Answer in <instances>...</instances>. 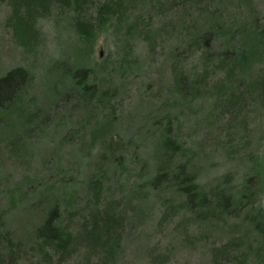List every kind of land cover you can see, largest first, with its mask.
I'll use <instances>...</instances> for the list:
<instances>
[{"label": "rangeland", "instance_id": "374dc122", "mask_svg": "<svg viewBox=\"0 0 264 264\" xmlns=\"http://www.w3.org/2000/svg\"><path fill=\"white\" fill-rule=\"evenodd\" d=\"M92 1L87 19L117 5ZM22 3L0 0V76H28L0 109V264H264L261 237L237 219L199 222L169 190L137 192L168 137L200 186L249 179L248 207L264 215V0H122L91 43L66 0L33 14L31 30L19 25ZM221 21L229 26L205 50L201 33ZM220 43L243 58L218 61ZM82 69L92 96L70 83ZM106 141L122 158L96 205L111 218L108 240L90 237L95 199L83 190L60 216L65 251L28 240L51 186L90 175Z\"/></svg>", "mask_w": 264, "mask_h": 264}, {"label": "trees", "instance_id": "16d2710c", "mask_svg": "<svg viewBox=\"0 0 264 264\" xmlns=\"http://www.w3.org/2000/svg\"><path fill=\"white\" fill-rule=\"evenodd\" d=\"M21 4L24 1L27 5L23 6L24 13L20 14L23 21L19 24L24 29H32L33 14L37 11H45V7L50 1L55 0H17ZM48 1V2H47ZM60 2V0H56ZM122 0H117V5L121 4ZM67 6L73 10V18L71 17L72 27L77 37L84 43H91L95 34L94 30L100 25H104L110 19V15H114L115 3L112 5L103 4L96 9L94 18L87 19L86 9L88 4H92V0H66ZM20 15H17L19 17ZM32 20V21H31ZM25 22V23H24ZM227 23V22H226ZM229 25L220 22L217 26L201 33L199 39L205 50H209L212 42L216 39V33L220 32ZM246 34V31L245 33ZM242 40L243 37H242ZM220 49L210 54L218 61L229 60L235 58V61L243 58L242 49L239 51L237 46L232 45V51L229 53L220 43ZM235 47V48H234ZM229 48V47H226ZM239 52V53H238ZM250 54V53H249ZM252 55V53H251ZM237 57V58H236ZM246 58H244V61ZM86 70H81L82 77L75 76L70 78V83L76 91L82 96L93 95V89H88L89 85L85 84ZM27 71L22 68H13L6 71L0 76V109L9 106L16 98L27 80ZM180 82V79L178 80ZM168 138L160 143L161 153L156 161L153 172L148 175L143 183L137 184V192L144 193V190H149L153 193L170 191L176 198L181 199L180 208L183 207L185 212L199 222L221 221L227 218L237 219L252 232L261 237L262 245H264V215L257 208H249L250 204L246 198H249V179L239 186H231L226 175L222 179L212 183L207 187L200 186L196 182V177L190 169V164H183L177 160L179 157L180 146L172 142ZM104 151L96 156L93 163V170L90 175H86L79 181H65L59 179L56 186L53 185L49 190L52 191L50 199V207H46L45 214L39 219L38 223L27 225L26 237L28 240H33L45 248H57L61 252L65 251L71 235L65 228L61 226L60 216L66 210V205L76 202L81 196V190L87 195L95 199V206L89 219V232L91 238H109V222L111 218L104 212L100 215L98 211V200L102 193V187L106 184L107 177H116L118 169L121 168L122 158L114 157L112 147L106 141ZM88 176V177H87ZM119 176V174H118ZM258 184L260 176L256 175ZM47 188V187H46ZM47 190V189H46ZM47 190V191H49ZM44 192V190H43ZM51 193V192H50ZM43 200H46L43 197ZM31 201V200H30ZM29 201V202H30ZM45 205L46 203L43 202ZM31 205V204H30ZM70 205V204H69ZM179 208V206H178ZM69 210V209H67ZM106 220V221H105ZM108 251H112L110 243L105 244ZM110 246V248H109Z\"/></svg>", "mask_w": 264, "mask_h": 264}]
</instances>
